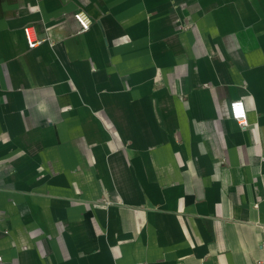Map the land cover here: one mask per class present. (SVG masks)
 Wrapping results in <instances>:
<instances>
[{"label":"crops","instance_id":"0c3cea01","mask_svg":"<svg viewBox=\"0 0 264 264\" xmlns=\"http://www.w3.org/2000/svg\"><path fill=\"white\" fill-rule=\"evenodd\" d=\"M261 260L264 0H0V264Z\"/></svg>","mask_w":264,"mask_h":264},{"label":"built area","instance_id":"2783aa9c","mask_svg":"<svg viewBox=\"0 0 264 264\" xmlns=\"http://www.w3.org/2000/svg\"><path fill=\"white\" fill-rule=\"evenodd\" d=\"M74 19L78 22L80 26V31H87L90 28L91 21L88 16H86L83 12H76L73 15ZM23 36L25 42L29 49L35 48L40 40H37L31 30L30 27H24L22 29ZM229 114L230 118L236 121L240 126H244L246 124V112L244 108V103L242 100H233L229 103ZM258 264H264V260L258 262Z\"/></svg>","mask_w":264,"mask_h":264}]
</instances>
